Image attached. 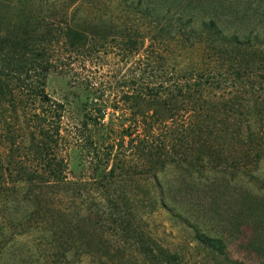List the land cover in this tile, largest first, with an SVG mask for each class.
I'll return each instance as SVG.
<instances>
[{
  "label": "rangeland",
  "instance_id": "rangeland-1",
  "mask_svg": "<svg viewBox=\"0 0 264 264\" xmlns=\"http://www.w3.org/2000/svg\"><path fill=\"white\" fill-rule=\"evenodd\" d=\"M38 1L29 4L37 8ZM207 2L185 1L196 12L192 19L197 26L212 17ZM227 4L233 8L229 16L233 21L251 19L255 24L251 28L263 30L264 6L258 0ZM10 6L0 2L1 26L18 18L22 5L14 6V11ZM136 12L131 24L138 27L146 17L141 6ZM146 59L144 51L125 56L115 49L89 59L74 58L39 81L32 75L35 86L58 106L60 118L54 122L37 116H46L42 112L47 105L31 92L19 94L17 83L15 99L0 98V262L13 254L14 264H63L50 255L52 240L59 249L71 242L115 252L118 244L123 245L122 237L116 224L97 218L98 211L104 217L124 214L130 233L141 234L173 264L264 263V216L256 212L246 219L240 203L244 198L248 205L251 195L264 205V158L246 156L244 165L216 168L218 159L214 165L208 160L214 159L211 149L199 152L191 137L182 141L172 119L161 121L154 130L145 127L129 92L132 85L144 82V72L150 69ZM155 59L154 67L162 68L163 60ZM219 116L225 119V114ZM49 124L58 126L51 153L45 152L39 134ZM224 149L219 156L225 162L248 151L247 146L230 151L228 144ZM54 156L62 166L59 180L52 178L47 165ZM77 182L83 184V192L74 189ZM252 216L255 221H247ZM127 242L121 248L126 264H144L133 242ZM83 252L88 264L124 260Z\"/></svg>",
  "mask_w": 264,
  "mask_h": 264
},
{
  "label": "trees",
  "instance_id": "trees-1",
  "mask_svg": "<svg viewBox=\"0 0 264 264\" xmlns=\"http://www.w3.org/2000/svg\"><path fill=\"white\" fill-rule=\"evenodd\" d=\"M29 1L0 0L11 4L13 11L14 6L22 5L17 19L11 18L2 26L0 23V98L9 102L15 99L13 83H17L19 94L31 92L41 105H47L48 110L42 112L46 116H37L54 122L60 118L58 106L35 86L32 75L39 81L47 71L68 66L74 58L89 59L110 50L118 49L125 56L144 51L150 69L144 72V82L132 85L129 94L145 127L154 130L161 121L172 119L183 135L182 141L191 137L199 152L208 146L214 158L208 160L214 165L217 158L215 167L222 169L244 165L246 156L257 161L264 158V23L260 31L251 28L255 25L249 22L251 19L233 21L229 17L233 8L227 0H208L205 8L212 17L198 26L192 19L196 12L186 0H53L49 5L46 0H39L37 8ZM258 1L264 6V0ZM140 6L146 22L136 27L131 24L132 16L136 18ZM171 56L176 60L171 61L175 59ZM155 57L163 60L162 68L154 67ZM173 67L177 71L171 70ZM209 97L213 99L210 101ZM215 113L225 114V119ZM134 124L140 127L138 122ZM39 134L44 137L45 152L54 151L58 126L49 124L40 128ZM225 144L230 151L238 146H247L248 151L232 155L225 162V157L219 156L226 151ZM199 152L197 156L202 158ZM54 159L56 156L47 165L52 178L59 180L62 166ZM74 184V189L83 192V184ZM249 198L248 205L244 198V204L240 202L244 217L248 219L247 215L256 212V216H264V205L251 195ZM95 215L107 225H117L115 229L122 237L119 243L123 245L118 244L111 253L110 248L102 252L98 245L71 242L59 249L60 244L52 240L50 255L63 264H74L75 257H80L77 264H88L83 259L87 256L83 250H88L93 257L120 261L127 257L121 248L132 241L144 264H173L141 234L130 233L124 214L122 218L104 217L98 211ZM250 220L255 218L247 221ZM12 255L0 264H14ZM124 260L120 264H126Z\"/></svg>",
  "mask_w": 264,
  "mask_h": 264
}]
</instances>
